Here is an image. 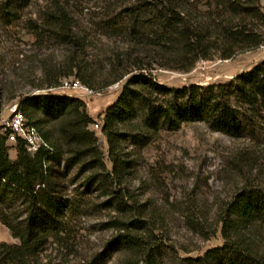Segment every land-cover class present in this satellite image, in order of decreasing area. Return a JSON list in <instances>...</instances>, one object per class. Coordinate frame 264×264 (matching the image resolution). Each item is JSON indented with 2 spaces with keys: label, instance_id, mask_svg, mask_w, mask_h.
Returning a JSON list of instances; mask_svg holds the SVG:
<instances>
[{
  "label": "trees",
  "instance_id": "16d2710c",
  "mask_svg": "<svg viewBox=\"0 0 264 264\" xmlns=\"http://www.w3.org/2000/svg\"><path fill=\"white\" fill-rule=\"evenodd\" d=\"M13 1L3 7V13L11 16L9 20L17 17L14 10L5 8ZM125 12L128 41L152 48L157 57L134 59L129 54L131 49L113 53L110 77L100 87L119 82L127 74L131 76L103 120L102 131L112 162L110 171L106 173L95 132L88 129L91 121L78 99L52 93L23 97L21 110L45 142L34 155L19 139L17 159L12 161L6 143L9 130L0 131V223L18 240V244L0 243V264H38L37 255L48 240L59 241L69 232L68 215L74 206L61 191L69 179V170L76 166L89 173L87 187L103 190L116 204V210L129 214L123 221H114L118 231L114 242L124 255L122 263L158 264L152 254V241L143 235V230L150 233V223L143 219L146 215L139 214V207L136 210L125 205L126 194L113 188L114 181L121 187V170L126 164L118 146L121 135L131 136L136 129L134 122L156 132L177 130L182 124L198 121L211 131L236 138L252 131V143L264 144V59L228 84L165 87L148 73L156 65L189 71L200 59H228L264 45L262 0H192L188 4L184 0H137ZM74 24L73 17L59 3L45 11L40 24L34 20L31 23L36 36L48 32L63 44L76 43ZM124 26L107 24L105 28L115 33ZM78 66L63 65L55 73L46 66L44 80L34 86L56 87ZM134 70L139 73L132 74ZM77 76L82 84L93 86L91 74L88 78ZM1 105L0 96V108ZM241 196L219 218L221 234L226 243L247 250L251 264H264V185L252 184L251 193ZM100 257L93 255L81 264H97Z\"/></svg>",
  "mask_w": 264,
  "mask_h": 264
},
{
  "label": "rangeland",
  "instance_id": "374dc122",
  "mask_svg": "<svg viewBox=\"0 0 264 264\" xmlns=\"http://www.w3.org/2000/svg\"><path fill=\"white\" fill-rule=\"evenodd\" d=\"M7 1L10 0H0V131L11 130V108L15 103L45 90L34 86L44 80V67L55 73L63 65L78 63L65 79L81 82L77 75L88 78L91 74L93 86L87 87L93 93L76 91L64 97L84 103L91 121L88 129L95 132L107 173L112 162L102 131L103 120L131 76L127 74L119 82L100 87L110 77L113 53L131 49L129 54L134 59L157 57L152 48L137 46L126 38L125 8L136 5L137 0H14L5 7L15 11L17 17L13 20L3 13ZM189 1L192 0H184V4ZM56 3L73 17L76 43L63 44L48 32L36 36L33 31V20L40 24L45 11ZM107 24H119L124 29L110 33L105 28ZM263 59L264 45L228 59H200L189 71L156 65L148 73L165 87L228 84ZM138 73L134 70L132 74ZM11 95L15 97L10 99ZM96 123L98 128H94ZM26 124L32 126L28 120ZM133 125L136 129L131 136L121 135L118 146L126 164L121 170V187L114 181L113 188L126 194L125 205L136 210L139 207V214L146 215L143 219L150 223V233L143 230V235L152 241L157 263L251 264L247 250L225 242L218 220L239 195L251 193L252 184L264 185V144L252 143V131L236 138L211 131L198 121L182 124L177 130L156 132L136 122ZM41 139L39 144H44ZM6 143L9 158L16 161L18 141ZM79 167L69 170V179L61 191L74 206L68 215L71 229L59 241L48 240L37 255L38 264H81L96 254L101 256L97 264H123L124 255L114 242L118 233L114 221H123L129 214L116 210V204L103 190L87 187L85 179L89 173ZM148 212L152 216L147 217ZM0 243L18 244L1 223Z\"/></svg>",
  "mask_w": 264,
  "mask_h": 264
},
{
  "label": "built area",
  "instance_id": "2783aa9c",
  "mask_svg": "<svg viewBox=\"0 0 264 264\" xmlns=\"http://www.w3.org/2000/svg\"><path fill=\"white\" fill-rule=\"evenodd\" d=\"M78 92L81 91L83 94H91L93 93V90L87 87L86 85H83L78 80L70 81L67 79H63L61 84L56 87L46 88L44 91H41V94H48L52 93L55 95H62L67 94L69 96V92ZM65 95V96H67ZM20 101L15 103L11 108V130L5 128L6 130H9V133L7 135V142H17L19 139H22L25 143V147L27 152L30 155H34L38 149L44 144H39V140L42 138L40 134L38 133L37 129L34 126H27L26 124V118L21 110ZM99 123H96L94 125V128H98ZM2 132V131H1ZM4 133V132H2ZM42 140V139H41Z\"/></svg>",
  "mask_w": 264,
  "mask_h": 264
}]
</instances>
